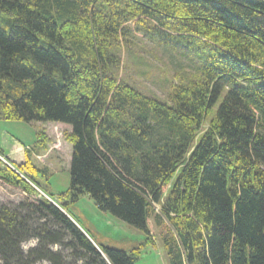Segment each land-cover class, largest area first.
<instances>
[{
  "label": "trees",
  "instance_id": "trees-1",
  "mask_svg": "<svg viewBox=\"0 0 264 264\" xmlns=\"http://www.w3.org/2000/svg\"><path fill=\"white\" fill-rule=\"evenodd\" d=\"M136 33L196 64L164 99L120 74ZM0 120L72 145L59 206L0 203V264H135L70 218L82 195L146 242L166 222L168 264H264V0H0ZM0 179L37 193L1 160Z\"/></svg>",
  "mask_w": 264,
  "mask_h": 264
},
{
  "label": "rangeland",
  "instance_id": "rangeland-1",
  "mask_svg": "<svg viewBox=\"0 0 264 264\" xmlns=\"http://www.w3.org/2000/svg\"><path fill=\"white\" fill-rule=\"evenodd\" d=\"M123 68L120 74L127 81L147 95L164 99L167 89L178 78L189 75L196 64L186 55L158 45L154 41L136 33L132 42L121 53ZM71 127L61 122H23L0 120V160L28 182L37 192L26 191L0 179V203L13 206L22 201H34L45 198L51 203H59L58 194L69 186V166L72 145L68 140ZM19 147L17 151L15 148ZM18 149V148H17ZM35 166L44 172L37 176L39 187L32 182L25 171L18 170L24 162L25 151ZM19 155V156H18ZM21 160H16V158ZM59 206L58 204H56ZM160 212L159 207H155ZM85 235H91L90 241L99 249L98 244L125 251L140 246L135 264H168L162 245L166 235V222L157 224L154 217L149 219V239L133 226L99 210L91 198L82 195L76 202L68 206L67 212ZM89 237V235H87ZM35 240L22 243V249L33 246ZM57 246H53L56 248ZM35 264H47L45 261Z\"/></svg>",
  "mask_w": 264,
  "mask_h": 264
},
{
  "label": "crops",
  "instance_id": "crops-1",
  "mask_svg": "<svg viewBox=\"0 0 264 264\" xmlns=\"http://www.w3.org/2000/svg\"><path fill=\"white\" fill-rule=\"evenodd\" d=\"M18 148V149H17ZM17 151L19 150V147L18 146H16V148H15ZM19 156V155H18ZM16 160H21L19 157L18 158H16Z\"/></svg>",
  "mask_w": 264,
  "mask_h": 264
}]
</instances>
